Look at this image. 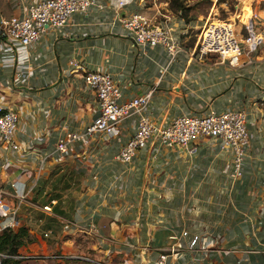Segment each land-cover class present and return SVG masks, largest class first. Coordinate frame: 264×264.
<instances>
[{
  "label": "crops",
  "instance_id": "1",
  "mask_svg": "<svg viewBox=\"0 0 264 264\" xmlns=\"http://www.w3.org/2000/svg\"><path fill=\"white\" fill-rule=\"evenodd\" d=\"M32 1L0 0V11L21 15ZM116 1L101 0L28 48L33 74L24 86L14 87L10 64L0 62V102L22 108L15 134L21 148L0 144V196L19 203L18 225L31 236L20 254L50 249L72 258L82 239L103 264H153L163 253L165 264H264V46L236 68L214 56L201 60L193 51L199 28L165 13L173 27L178 19L188 25L187 50L170 58L162 47L135 45L117 20V13L157 10L146 11V0H127L124 8ZM71 59L110 72L126 97L153 90L147 116L160 124L180 114L244 109L252 137L242 178L228 177L230 154L208 138L181 148L151 142L125 165L114 158L117 140L98 136L70 144L76 154L60 159L58 138L83 132L97 114L96 97ZM206 234L218 239L203 250Z\"/></svg>",
  "mask_w": 264,
  "mask_h": 264
},
{
  "label": "built area",
  "instance_id": "2",
  "mask_svg": "<svg viewBox=\"0 0 264 264\" xmlns=\"http://www.w3.org/2000/svg\"><path fill=\"white\" fill-rule=\"evenodd\" d=\"M128 1L117 0L114 6L124 8ZM94 6H102L101 0H33L21 15L5 16L0 11V62L10 64L13 86H24L33 74L26 53L28 48L37 44L49 31L64 30L75 14L87 15ZM117 20L124 36L139 47H162L170 58L187 50L183 35L187 33L188 25L180 19L175 25L179 28H175L170 24L168 14L157 10L149 15L137 9L117 13ZM242 24L246 29L245 36L240 35L233 22L205 23L199 29L193 51L201 60L214 56L217 61L225 62L232 68L238 67L243 55H251L264 46V18L251 11L249 22L242 21ZM69 63L72 70L83 72L85 86L96 97L97 114L83 132L67 133L58 138L55 151L60 159L76 154L70 144L79 141L87 145L98 136L117 140L114 158L125 165L132 164L151 142L181 148L208 138L218 142L222 150L230 154L228 177L235 181L242 178L246 151L252 137L244 109H211L205 114H180L160 124L147 116L153 90L126 97L124 89L110 72L101 68H84L73 59ZM21 109H12L0 102V144L16 151L21 148L15 139ZM18 208L19 203L10 206L0 196V231L18 225ZM43 208L50 209L49 206ZM217 239L212 235H203L199 247L206 250ZM169 251L175 252V248L171 247ZM166 256V253L161 254L153 264H165ZM14 257L29 256L21 254Z\"/></svg>",
  "mask_w": 264,
  "mask_h": 264
},
{
  "label": "rangeland",
  "instance_id": "3",
  "mask_svg": "<svg viewBox=\"0 0 264 264\" xmlns=\"http://www.w3.org/2000/svg\"><path fill=\"white\" fill-rule=\"evenodd\" d=\"M180 5V8L176 6ZM258 13L264 18V0H146V11L152 12L159 10L162 13H172L183 18L186 22H194L197 29L202 27L209 21H229L236 25L240 35L245 36L246 29L243 27L242 21L246 20L244 13ZM199 32L198 30L194 31ZM31 219V220H30ZM30 224L34 221V217L29 216ZM42 222V221H41ZM43 223L45 224L46 221ZM43 224V226H44ZM41 229V228H40ZM48 234H44L43 238ZM79 250L71 259L77 261H63L58 258H49L55 255L54 250L45 249L42 253L29 252V255L40 256L42 259L34 260L35 264H87V262H95L92 260L94 255L89 245L77 240Z\"/></svg>",
  "mask_w": 264,
  "mask_h": 264
},
{
  "label": "trees",
  "instance_id": "4",
  "mask_svg": "<svg viewBox=\"0 0 264 264\" xmlns=\"http://www.w3.org/2000/svg\"><path fill=\"white\" fill-rule=\"evenodd\" d=\"M178 5L176 8H180ZM31 241L29 230L24 225H18L14 228H6L0 231V264H35L34 260L42 259L40 256L36 257H14L21 255L19 249L27 245ZM63 261H77L59 256V253L54 257ZM87 264H100L98 262H87Z\"/></svg>",
  "mask_w": 264,
  "mask_h": 264
},
{
  "label": "bare ground",
  "instance_id": "5",
  "mask_svg": "<svg viewBox=\"0 0 264 264\" xmlns=\"http://www.w3.org/2000/svg\"><path fill=\"white\" fill-rule=\"evenodd\" d=\"M244 16L246 17V20H244V22H249V20L251 18L250 10L247 9V11L244 13Z\"/></svg>",
  "mask_w": 264,
  "mask_h": 264
}]
</instances>
